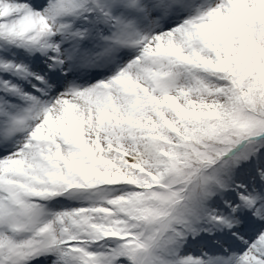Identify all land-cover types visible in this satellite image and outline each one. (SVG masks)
I'll list each match as a JSON object with an SVG mask.
<instances>
[{
	"label": "snow or ice",
	"instance_id": "1",
	"mask_svg": "<svg viewBox=\"0 0 264 264\" xmlns=\"http://www.w3.org/2000/svg\"><path fill=\"white\" fill-rule=\"evenodd\" d=\"M0 264H264V0H0Z\"/></svg>",
	"mask_w": 264,
	"mask_h": 264
}]
</instances>
